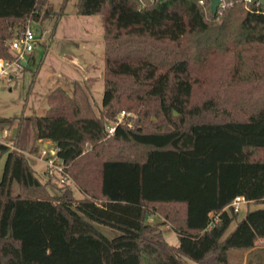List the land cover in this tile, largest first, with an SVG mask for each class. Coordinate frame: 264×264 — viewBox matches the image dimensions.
<instances>
[{"label":"trees","instance_id":"trees-1","mask_svg":"<svg viewBox=\"0 0 264 264\" xmlns=\"http://www.w3.org/2000/svg\"><path fill=\"white\" fill-rule=\"evenodd\" d=\"M66 2L0 0V57H12L8 41L28 18L53 16V35ZM76 14L101 19L99 112L75 80L49 91L43 114L0 118L16 120L0 142V264H227L230 249L264 241V7L238 0L212 16L208 0H77ZM121 110L133 122L107 134L104 119ZM39 139L81 197L39 178L26 154ZM238 194L261 205L236 219ZM153 213L177 245L146 221Z\"/></svg>","mask_w":264,"mask_h":264},{"label":"rangeland","instance_id":"rangeland-1","mask_svg":"<svg viewBox=\"0 0 264 264\" xmlns=\"http://www.w3.org/2000/svg\"><path fill=\"white\" fill-rule=\"evenodd\" d=\"M52 3L53 9H58L62 0H48ZM77 0H67L64 7V14L58 20L55 32L51 35V27L54 17L49 16L41 20H35V26L40 33V42L33 50L32 58L26 69H23L13 77L0 79V118L3 116H16L21 112L24 115L43 114L47 109L46 96L48 92L56 85L64 87L67 91L72 88L73 81L82 82L85 79L90 89L91 102L96 113L99 112L101 98L103 93V80L99 76L103 73V48L102 25L99 21L93 19L91 15L76 14ZM45 44L47 46L45 47ZM42 63L37 68V62L40 58ZM208 85L201 84L198 93L207 91ZM129 115L135 118L133 111H128ZM155 119V117H153ZM133 119L126 120V116L121 122L131 124ZM16 121V120H15ZM13 121V122H15ZM105 126L112 120L104 119ZM0 127L4 130L2 142L10 144L14 135V126L11 123L0 122ZM14 131V132H13ZM52 148V144H50ZM36 146L33 153L39 151ZM50 148V149H51ZM39 153V152H38ZM4 156L1 155L0 157ZM0 161V175L2 168ZM42 164L36 165L39 174ZM53 186H49L52 193L58 192V186L65 184L73 185L72 181L63 179L61 176L52 178ZM74 192L78 194L77 188L73 185ZM18 186L14 181L11 186V192L17 193ZM259 202L240 203L236 219L243 216L245 211L250 208L260 206ZM85 219L91 222L97 229L108 237H113L120 233L119 230L110 226L95 222L83 215ZM162 215L153 213L146 219L147 222H160L159 228L163 232L166 240L177 245L179 243L178 234L168 222L162 221ZM236 221H233L227 232L230 231ZM184 264H200L186 256H180ZM227 264H264V241L259 240L250 249H230L227 253Z\"/></svg>","mask_w":264,"mask_h":264},{"label":"built area","instance_id":"built-area-1","mask_svg":"<svg viewBox=\"0 0 264 264\" xmlns=\"http://www.w3.org/2000/svg\"><path fill=\"white\" fill-rule=\"evenodd\" d=\"M236 1L238 0H220L218 9L226 5H232ZM35 23L34 19L28 18L19 33L8 41L12 57H0V79L4 77L10 78L29 64L33 50L41 40ZM127 115H129L128 111L121 110L117 117L110 124L106 125L107 134H111L115 126ZM3 134L4 130L0 127V142L3 141ZM39 157L45 164V173L47 176L56 177L58 175L63 177V179L69 178L65 171L63 160L56 156V150L53 151L47 146H41L39 149ZM243 202H246V198L244 195L238 194L232 199L230 205L234 210H237L240 203Z\"/></svg>","mask_w":264,"mask_h":264},{"label":"crops","instance_id":"crops-1","mask_svg":"<svg viewBox=\"0 0 264 264\" xmlns=\"http://www.w3.org/2000/svg\"><path fill=\"white\" fill-rule=\"evenodd\" d=\"M91 16H93V19H95L96 21H99V19L97 18V16L98 15H91ZM62 17V16H61ZM60 17V18H61ZM100 18V17H99ZM100 21H101V19H100ZM103 54V53H102ZM33 55V54H32ZM32 55H31V58H32ZM102 57H103V55H102ZM30 58V59H31ZM30 62V61H29ZM99 76H101L102 77V70L100 71V73H99ZM11 77H13V76H11ZM83 81H86L85 79H83ZM87 82V81H86ZM88 84V83H87ZM49 93V92H48ZM11 124H13V126H14V131H15V126H16V121L15 122H12ZM13 131V132H14ZM50 144H52V148L50 147ZM36 146H39V148L38 149H40V147L41 146H47V147H49V148H51V150H53V151H55V147H54V145H53V143L49 140V139H39V140H37L36 141V143H35V146H34V148L36 147ZM34 150V149H33ZM33 150L32 151H30V152H26V154H27V156H28V158H29V161H30V163H31V165H32V167H33V169L36 171V173H37V175L39 176V178L40 179H42L43 181H48V179L50 178L49 176H47V174L45 173V164H44V162H43V160L39 157V151H37V152H35V153H33ZM2 160V162L4 163V156H2V157H0V161ZM39 163H41L42 164V169H41V172L43 173V174H39V171H37V168H36V165L37 164H39ZM2 167H3V164H2ZM1 172H2V168H1ZM53 178V177H52ZM52 181V180H51ZM49 186H53V181L48 185V188H49ZM54 187V186H53ZM55 188V187H54ZM71 188L73 189V193H74V195L76 196V197H81L82 196V193H81V191L77 188V191H78V194H76L75 192H74V188H73V185H71ZM165 237V236H164Z\"/></svg>","mask_w":264,"mask_h":264},{"label":"water","instance_id":"water-1","mask_svg":"<svg viewBox=\"0 0 264 264\" xmlns=\"http://www.w3.org/2000/svg\"><path fill=\"white\" fill-rule=\"evenodd\" d=\"M209 1V8H210V13L212 16H214L219 7L220 0H208ZM254 3H259L264 7V0H251ZM174 114H176V111H173Z\"/></svg>","mask_w":264,"mask_h":264}]
</instances>
